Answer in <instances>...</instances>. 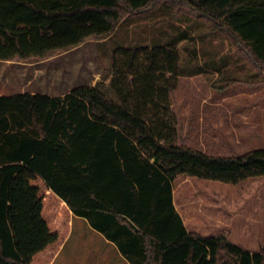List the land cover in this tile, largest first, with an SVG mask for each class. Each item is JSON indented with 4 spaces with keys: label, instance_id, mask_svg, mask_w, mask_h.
<instances>
[{
    "label": "trees",
    "instance_id": "16d2710c",
    "mask_svg": "<svg viewBox=\"0 0 264 264\" xmlns=\"http://www.w3.org/2000/svg\"><path fill=\"white\" fill-rule=\"evenodd\" d=\"M159 1L0 0V59L104 38ZM163 2L225 31L264 82V0ZM178 40L122 48L107 85L0 95V264H51L72 214L131 264H264V249L188 232L174 206L179 175L230 184L264 175V147L221 155L177 143Z\"/></svg>",
    "mask_w": 264,
    "mask_h": 264
},
{
    "label": "rangeland",
    "instance_id": "374dc122",
    "mask_svg": "<svg viewBox=\"0 0 264 264\" xmlns=\"http://www.w3.org/2000/svg\"><path fill=\"white\" fill-rule=\"evenodd\" d=\"M175 38L179 39L181 74L172 91L171 104L178 119L179 142L221 155L264 147V82L255 75V67L225 31L207 19L179 14L176 7L163 0L125 17L104 38L88 37L45 57L0 59V91L60 95L78 85H107L113 55L122 48L133 44L150 46L153 41ZM173 187L177 189L176 201L184 199L193 212H214L218 205L227 203L225 207L234 222L242 220L240 215L244 214L251 222L257 219V225L248 228L256 229L257 235L264 238V207L256 204L264 199V177L231 185L179 175ZM218 210L221 212L223 207ZM82 221L72 217L70 234L54 264H107L106 260L121 264L112 254L103 255L109 248L98 255L101 245L85 233ZM211 224H207L210 231L214 227ZM201 230L208 231L206 227ZM252 235L237 242L249 249L263 250L264 239L257 241Z\"/></svg>",
    "mask_w": 264,
    "mask_h": 264
},
{
    "label": "crops",
    "instance_id": "0c3cea01",
    "mask_svg": "<svg viewBox=\"0 0 264 264\" xmlns=\"http://www.w3.org/2000/svg\"><path fill=\"white\" fill-rule=\"evenodd\" d=\"M103 83L105 84V82H103ZM40 93H43V92H40ZM8 94H10V93H5V92L0 91V95H8ZM45 94H49V93H45ZM171 94H172V92H171ZM49 95H56V94H49ZM60 95H62V94H60ZM230 97H232V95ZM171 108H172V104H171ZM172 110H173V108H172ZM177 143L180 144L178 135H177ZM261 177H264V175L263 176H257V177H251V178H247V179L261 178ZM196 178H198V177H196ZM240 183H238V184H240ZM228 184H230V183H228ZM231 185H237V184H231ZM176 190L177 189H175L173 187L172 194H173L174 206H175L177 212L180 214V216L183 220V223H184L186 229L188 230V232L196 233L202 237H209V236H213V235H223L224 237L234 241L235 243H237L241 246H242V244H240L237 241L247 239L249 234H254L251 236V238H253L257 241H259V240L261 241L264 239L262 236L257 235L259 232H257L256 229L251 230V228H248L249 225L250 226L257 225V222H259L257 219L254 222H251L248 220V218L244 214V216L240 215L242 217V220L240 219L239 222H234L236 220H234L230 217L231 212H229V211L227 212V209L225 207V205L227 203H223L224 205L223 204L218 205L216 211H214V212H212V211L211 212L210 211L202 212L201 209H199V211H197V212H193L190 210L191 206L187 205V203L184 201V199L179 201V202L176 201V198H175ZM183 198H184V196H183ZM256 204H257V206L264 207V199L260 200L259 203L256 202ZM222 207H223V210H221V212H219L218 209L222 208ZM72 217H79V219H82L86 222V223H84V221H82V223H80V224H81V226H83L85 233L89 234L90 237L92 238V240L93 239L97 240L100 243L101 249H100V254H98V255L101 256L104 253L105 248H109L108 250L105 251V253L103 255L110 257V255L112 254V256H114V258L117 261H120L121 264H131L127 260V258L121 253V251L119 250V248L117 247L115 242H113L111 239L107 238L101 230L92 226V224L90 223V221L86 217L79 216L76 214H72L71 215V221H72ZM200 218H202V221H200ZM96 222L101 224V219L99 220L96 218ZM211 222H212L211 225H213L214 227H213V229L211 227V231H210L209 226L207 224L211 223ZM260 223H262V222H260ZM85 224H87V225H85ZM202 227H206L208 231L203 232L201 230ZM70 230H71V224H70ZM69 234H70V232H69ZM69 234H68V236H69ZM68 236H67V238H68ZM67 238L65 239V241L67 240ZM65 241L63 242V244H62L61 248L59 249L58 253L56 254V256L63 249ZM242 247L249 249L245 246H242ZM249 250L256 251L258 249H249ZM55 257H54L53 261L51 262V264H54ZM106 261H107V264H109V260H106Z\"/></svg>",
    "mask_w": 264,
    "mask_h": 264
}]
</instances>
